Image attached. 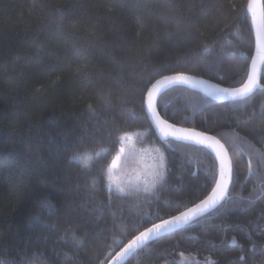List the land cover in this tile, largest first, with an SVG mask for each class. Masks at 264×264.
Returning <instances> with one entry per match:
<instances>
[{"label":"trees","instance_id":"trees-1","mask_svg":"<svg viewBox=\"0 0 264 264\" xmlns=\"http://www.w3.org/2000/svg\"><path fill=\"white\" fill-rule=\"evenodd\" d=\"M250 1L0 0V264H109L212 192L215 157L161 142L146 96L175 74L243 86L256 46ZM158 111L222 141L233 182L222 212L126 264H264V89L217 103L175 88ZM126 136L164 158L163 181L119 193L109 169Z\"/></svg>","mask_w":264,"mask_h":264},{"label":"snow or ice","instance_id":"snow-or-ice-1","mask_svg":"<svg viewBox=\"0 0 264 264\" xmlns=\"http://www.w3.org/2000/svg\"><path fill=\"white\" fill-rule=\"evenodd\" d=\"M253 2H255V0H253ZM173 79V83L189 84V86L193 88H195L197 84L196 81L189 83V79L182 74L173 75ZM261 87L264 86L257 83L256 74L253 70L252 74L247 78V83L244 84L243 87L237 88L235 91H228L226 88L213 89L211 91L205 92L204 95L215 98L214 93L219 92L222 93L224 97L237 100L248 96L253 92L254 88ZM156 119L159 120L158 126H160V124L166 125V128H160V133L164 140L171 138L173 140L192 141L203 148L211 149V151L215 153L216 160L219 162V179L215 181L214 189L212 190L211 195H209L202 202L190 207L187 211H183L181 214L175 215L173 218L164 219L161 223H156L153 227H149L146 231H142L139 235H136L127 245V247H125L123 251L120 252L121 257H123L125 253L129 252L133 248L147 244L150 239H156L157 237L171 233L174 230L183 229L189 226L192 224V222L198 221L205 217L206 214H212L217 211L222 212V201H225L228 197L229 186L232 181V165L228 159V154L224 149V146L218 140H213V138L209 135L201 136L200 132H191L186 129L173 128L171 124L165 123V121L161 119L159 115H157ZM194 137H200V139H194ZM205 141H207V143H205ZM120 151L123 152V149H120ZM119 159V156L115 157L111 165L112 168L117 166ZM73 160L79 162L80 157L75 156ZM85 167H87V164H85ZM158 167L160 169H164L165 163L163 157H161ZM152 175L153 178L158 177L161 181L164 180V174L162 171H154ZM113 183H115V181H113ZM152 187H155V185L153 184ZM116 188L118 189L119 193L124 194L125 189L120 187L119 184H116ZM146 190L150 191V189ZM73 239H75V237H73ZM235 243L236 242L233 241V245H235ZM34 255L36 254L34 253Z\"/></svg>","mask_w":264,"mask_h":264},{"label":"water","instance_id":"water-1","mask_svg":"<svg viewBox=\"0 0 264 264\" xmlns=\"http://www.w3.org/2000/svg\"><path fill=\"white\" fill-rule=\"evenodd\" d=\"M248 11L250 13V17H251V21H252V28H253V31H254L255 41H256L255 52H254V56H253V59H252L251 65H250L249 75H251L253 70H254L255 74H256V81H257V83L259 85H261L260 78H261V75H262L263 70H264V0H255V2H253V0H251L250 3H249V6H248ZM175 75H178V74H175ZM182 75L186 76L189 79V83H191L192 81H196L197 82L196 87L195 88L190 87L189 84L173 83L174 82L173 75H170V76H165V77L159 79L149 89V91L147 93V96H146V113H147V116H148V118L150 120L151 126L155 130V132L157 133V136L160 139V141L163 142V143H167V142L171 141V142H176V143L184 144V145H188V146L203 148L200 145H198V144H196V143H194L192 141L173 140L171 138H169L167 140H164L162 138L161 133H160V128L161 129L166 128V125L160 124V126H158L159 120L156 119L157 115H159V117L161 119H163L165 121V123L171 124L173 126V128L186 129V130L191 131V132H200L201 136L209 135V136H211L213 138V140H218L224 146V149L227 151L228 159H229V161L231 162V165H232V181H231V184L229 186V190H230V188L232 186V182H233V162H232V159H231V156H230V153H229L228 149L222 143V141H220L217 137H215L213 135H210V134H207L205 132H202V131H199V130H196V129H190V128H186V127L177 126V125H174V124L170 123L169 121L164 119L161 116V114L159 113V111H158V102H159L160 98L165 93H167L168 91H170L172 89H175V88L188 89L190 91L196 92V93L206 97L207 99L212 100V101L217 102V103L241 102V101H245V100L250 99L252 96H254V94L257 91L263 90L264 87L254 88L253 92L250 93L248 96L244 97L243 99L232 100L230 98L224 97L223 94L219 93V92L214 93L215 98H212V97H208V96L204 95V93L207 92V91H211L213 89H218V88H226V89H228V91H235L237 88H227V87L221 86V85H219V84H217L215 82H212V81H210L208 79H205V78H202V77H196V76L187 75V74H182ZM246 83H247V81H246ZM243 86H241V87H243ZM238 88H240V87H238ZM169 131H171V130H169ZM194 139H200V137H194ZM205 143H207V141H205ZM204 149H206V148H204ZM206 150L209 151L215 157V153L212 152L211 149H206ZM217 164H218V169H219V162L218 161H217ZM218 179H219V173H218ZM209 195H211V193ZM227 198H226V200H227ZM225 201H222V204ZM208 215H210V214H206L205 217L208 216ZM195 222H197V221H195ZM195 222H192V224L195 223ZM179 230H182V229H179ZM179 230H174L171 233H174V232L179 231ZM171 233H168V234H171ZM168 234H164V235H162L160 237H157L156 239H150L147 244L139 246V247H136V248H133L129 252L125 253L123 257H121L120 256V252H122L123 249L125 247H127V245L130 243L129 242L110 261L109 264H126L134 255H136L144 247H146L147 245H149L150 243L154 242L155 240H157V239H159V238H161L163 236H166Z\"/></svg>","mask_w":264,"mask_h":264},{"label":"rangeland","instance_id":"rangeland-1","mask_svg":"<svg viewBox=\"0 0 264 264\" xmlns=\"http://www.w3.org/2000/svg\"><path fill=\"white\" fill-rule=\"evenodd\" d=\"M123 152L118 155L120 157L115 168L110 167L109 174L112 184L122 185L142 184L147 177H153L154 171L161 172L159 163L161 157L157 159L156 155L145 151L140 153L135 146L133 136H126L123 139ZM115 181V183H113Z\"/></svg>","mask_w":264,"mask_h":264}]
</instances>
